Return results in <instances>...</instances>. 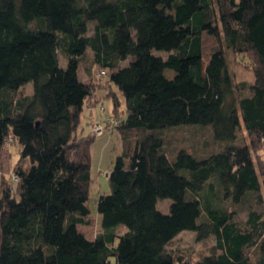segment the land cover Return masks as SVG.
I'll list each match as a JSON object with an SVG mask.
<instances>
[{"label":"trees","instance_id":"trees-1","mask_svg":"<svg viewBox=\"0 0 264 264\" xmlns=\"http://www.w3.org/2000/svg\"><path fill=\"white\" fill-rule=\"evenodd\" d=\"M228 53L254 82H236ZM102 93L115 117L122 110L106 129L122 152L92 213L95 132L78 128L85 109L105 108ZM185 124L227 142L173 158L165 137ZM14 140L19 162L0 177V264H189L170 250L183 231L215 239L196 264H264L252 152H264V0H0V163ZM249 195L241 227L231 207ZM92 223L94 234L80 229Z\"/></svg>","mask_w":264,"mask_h":264},{"label":"rangeland","instance_id":"rangeland-1","mask_svg":"<svg viewBox=\"0 0 264 264\" xmlns=\"http://www.w3.org/2000/svg\"><path fill=\"white\" fill-rule=\"evenodd\" d=\"M90 29H92V26L90 27ZM228 60L231 66V70L232 72H234L236 82H241L243 80H246L247 82H254V71L249 66H246L247 64L238 63L232 53H228ZM60 63L61 65H65L66 61L61 59ZM172 71L167 70L166 73L169 77L173 76V73H175V71ZM32 87V82H29L27 88L29 90H32ZM104 94L105 93L102 94L103 98H105ZM104 106L105 108L101 105H98L94 109V112H89L87 111V109H85L84 113L82 114V122L78 128L79 134L81 133L80 130H82V134L86 135L90 134L94 129H97V132H95L94 141L91 145L92 181L90 183L88 205L92 213L96 212V202L99 195L109 194L111 192L110 184L107 179V174L113 166V159L122 152V139L120 137L119 132L117 130L113 131L114 129L108 132L106 130L108 129L107 125H109L110 127L112 126L110 125L111 118H115L118 120L115 126L119 124L121 115H123L122 112H120L122 110H117L118 114L117 117H115V115L113 114V101L107 98L104 99ZM124 107L125 104L122 105L121 109ZM108 115H111L112 117H109L108 119ZM175 128H177V130H169L167 136L165 137L167 146L171 145L170 150H168L167 153L173 155V153L175 152L173 158H175L179 149H185L192 153L196 158L201 159L206 157L210 152L208 151L211 148L208 146L209 140L215 141L219 148H221L223 144L227 142L215 140L213 136V129L211 126H203L199 124H185L176 126ZM239 137L244 138L248 144L252 143V139L250 140L246 134V130L243 126L242 120L241 129L239 131ZM9 147L11 149L12 159L10 162V152L7 150V152L4 154L3 161L0 163V177L4 175V171L7 175L10 174L9 172L11 171V166H17V163L19 162V142L14 140L13 143L9 145ZM219 148L215 149L218 151ZM204 150L208 152L203 153ZM252 152L255 161L257 162L261 171L263 179L262 195L264 199V152L263 150L258 151L259 158H257L256 156V150H252ZM260 159H262V162H260ZM261 163L263 164L261 165ZM6 169H9L10 171ZM254 201H256L255 196L249 195L245 204H237L231 207L232 210L236 211L234 220L236 221L237 225L245 227L250 211L248 204L254 203ZM171 203L172 199L170 198L159 199L157 202V207L161 211L167 213L170 211ZM261 207H264V205H262ZM253 208H256V205H254ZM122 226L125 227L124 225ZM80 229L88 234H94L95 231H99L97 223H95V225L93 223L89 225H83L80 227ZM214 243L215 239L212 236L205 240H197V233L195 231H183L176 237L175 242L170 246V250L176 253V258L182 257L184 263L196 264L205 255L210 253L211 244L213 245ZM252 253L254 258H259L260 253L257 251L256 248L253 249Z\"/></svg>","mask_w":264,"mask_h":264},{"label":"built area","instance_id":"built-area-1","mask_svg":"<svg viewBox=\"0 0 264 264\" xmlns=\"http://www.w3.org/2000/svg\"><path fill=\"white\" fill-rule=\"evenodd\" d=\"M110 122H111V124L115 125L118 122V120L115 118H111ZM94 130H97V129H94ZM95 132H97V131H95Z\"/></svg>","mask_w":264,"mask_h":264},{"label":"bare ground","instance_id":"bare-ground-1","mask_svg":"<svg viewBox=\"0 0 264 264\" xmlns=\"http://www.w3.org/2000/svg\"><path fill=\"white\" fill-rule=\"evenodd\" d=\"M95 131H97V130H93L92 132L94 133Z\"/></svg>","mask_w":264,"mask_h":264},{"label":"crops","instance_id":"crops-1","mask_svg":"<svg viewBox=\"0 0 264 264\" xmlns=\"http://www.w3.org/2000/svg\"><path fill=\"white\" fill-rule=\"evenodd\" d=\"M102 94H103V93H102ZM84 111H85V110H84ZM84 111H83V113H84ZM87 111H88V110H87ZM83 113H82V114H83Z\"/></svg>","mask_w":264,"mask_h":264}]
</instances>
